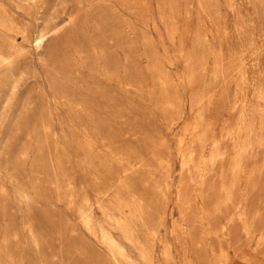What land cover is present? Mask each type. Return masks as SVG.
<instances>
[{
  "label": "rangeland",
  "instance_id": "1",
  "mask_svg": "<svg viewBox=\"0 0 264 264\" xmlns=\"http://www.w3.org/2000/svg\"><path fill=\"white\" fill-rule=\"evenodd\" d=\"M0 16V46L21 47L0 62V264H128L104 235L134 264L169 246L173 264H264V0H0ZM251 47L257 88L231 111Z\"/></svg>",
  "mask_w": 264,
  "mask_h": 264
},
{
  "label": "bare ground",
  "instance_id": "2",
  "mask_svg": "<svg viewBox=\"0 0 264 264\" xmlns=\"http://www.w3.org/2000/svg\"><path fill=\"white\" fill-rule=\"evenodd\" d=\"M37 1V0H36ZM207 1V0H206ZM230 1V0H229ZM257 1V0H256ZM203 2V1H202ZM231 2H233V1H231ZM234 3V2H233ZM5 4V3H4ZM203 4V3H202ZM207 4H208V2H207ZM175 6V5H174ZM231 6V5H230ZM200 7V6H199ZM234 7V6H233ZM233 7H232V9H233ZM235 9V8H234ZM218 10V9H217ZM37 12V11H36ZM206 12V11H205ZM19 13V12H18ZM232 13H233V11H232ZM27 16V15H26ZM210 16V15H209ZM238 16V15H237ZM170 17V16H169ZM262 17V16H261ZM176 19V18H175ZM4 20H5V18L4 17H1L0 16V23L1 24H3V22H4ZM261 20V19H260ZM204 24V23H203ZM255 25V24H254ZM203 28V27H202ZM17 30V32H19L21 35H22V38L24 39V40H29V39H31L30 41L36 46V47H39V46H41L42 44H44V42H45V40H46V38H47V36H48V32H45L44 31V29L43 28H40V29H38V30H36L35 32H32V33H29L28 32V30H26V29H16ZM176 30V29H175ZM54 32V31H53ZM237 32H238V30H237ZM201 33V32H200ZM50 35V34H49ZM223 35V34H222ZM226 35V34H225ZM248 35H250L251 36V34H249V32L247 33V36ZM4 36H7L8 38H10V40L9 41H16L15 40V38L14 37H12V36H9V33H5V35ZM243 36V35H242ZM260 39V38H259ZM243 41V40H242ZM255 41V40H254ZM263 41V40H262ZM196 44V43H195ZM251 44H253V43H251ZM199 47V46H198ZM196 48H197V46H196ZM21 49V47H19V46H16L15 44H12L10 47H8V48H3V47H1L0 46V62H2V61H6V60H9L10 58H11V56H12V54H14V53H16V52H18L19 50ZM240 49H243V48H240ZM215 50V49H214ZM257 50H258V52H260V47H258L257 48ZM210 51H212V50H210ZM221 51V50H220ZM263 52V51H262ZM193 54H194V52H193ZM214 55V54H213ZM239 57H237V56H235V58L233 59V60H235V66H234V72H237L239 75H240V78H241V82H242V86H241V91H239L240 92V95H241V97H239L238 98V95L236 96V101L233 103V106H232V110L231 111H234L233 109L235 108V110H238L240 107H239V105H242V101H244V100H247V98L249 97V95H250V93L252 92V91H254V90H256V88H257V86H255V83L253 82V67H254V63H256L255 62V51H254V48L253 47H251L249 50H245V52L242 54H240L239 53ZM260 55V54H259ZM262 55V54H261ZM195 57V56H194ZM257 57V56H256ZM220 58V57H219ZM238 58V59H237ZM208 62V61H207ZM259 66V65H258ZM217 67V66H216ZM190 68H191V66H190ZM198 70V69H197ZM200 70V69H199ZM230 70V69H229ZM192 71V70H191ZM204 71V70H203ZM215 72V71H214ZM197 74V73H196ZM195 75V74H194ZM219 75V74H218ZM218 75L216 74L215 76H217L218 77ZM256 75V74H255ZM259 75V74H258ZM216 78V77H215ZM260 78V77H259ZM229 79H231V78H229ZM256 79V78H255ZM214 80H217V79H214ZM236 81V80H235ZM234 82V81H233ZM226 83V82H225ZM237 83H238V81H237ZM234 84H236V82L234 83ZM169 85V84H168ZM224 85H226V84H224ZM238 86H239V84H238ZM220 89V88H219ZM217 90V89H216ZM262 92V91H261ZM239 94V93H238ZM239 95V96H240ZM209 98V97H208ZM207 100V99H206ZM245 102V101H244ZM254 103H252V104H255L256 105V103H255V101H253ZM230 105V104H229ZM248 105V104H247ZM258 105H259V103L257 104V107H258ZM244 106H246V105H244ZM238 107V109H236ZM248 107V106H247ZM245 108V107H244ZM260 108H261V106H260ZM258 109H259V107H258ZM244 111H246V110H244ZM249 111V110H248ZM238 112V111H237ZM254 111H252V113H253ZM259 112V111H258ZM247 113H250V112H247ZM252 113H251V116H256V114H255V112L253 113L254 115H252ZM238 114H240V112L238 113ZM244 114V113H243ZM242 116H244V115H240V118L242 117ZM243 119H244V121H245V123L247 122L246 121V118H244V117H242ZM261 118L262 119H264V110H262V112H261ZM250 119V118H249ZM255 119V118H254ZM242 120V119H241ZM239 121H240V119H239ZM240 123H241V121H240ZM261 123H262V121H261ZM252 124H254V122L253 123H251L250 121L249 122H247V125H245L246 126V128H244V130H246V131H248V135L250 136V134L249 133H252V129H254V128H252ZM202 125V124H201ZM244 125V124H243ZM242 125V127H244ZM61 126V125H60ZM241 127V126H240ZM237 130V129H236ZM239 130V129H238ZM239 132V131H238ZM253 132H254V130H253ZM256 133H257V131H256ZM237 135V134H236ZM238 136H239V134H238ZM240 137V136H239ZM251 137V136H250ZM253 137V136H252ZM255 137V136H254ZM261 138H262V140H263V138L264 137H262L261 136ZM260 138V139H261ZM239 139V138H238ZM243 139V138H242ZM239 140H241V139H239ZM253 140V139H252ZM242 142H243V140H241ZM260 141V140H259ZM247 142V141H246ZM263 142V141H262ZM260 143V144H263V143ZM243 144H244V142H243ZM250 144V143H249ZM215 147H216V144L214 145ZM246 146V145H245ZM261 146H263V145H261ZM214 147V148H215ZM239 149H240V147H239ZM244 149V148H243ZM247 149V147L244 149V151ZM241 150V149H240ZM184 151V150H183ZM237 151H238V149H237ZM186 152V151H185ZM184 153V152H183ZM237 153V152H236ZM236 153H235V156L234 157H236ZM241 153V152H240ZM239 152L237 153L238 155L240 154ZM190 154V153H189ZM213 154H215V156H216V152L215 153H213ZM191 155V154H190ZM189 155V156H190ZM211 155V154H210ZM238 155H237V157H238ZM243 155V154H242ZM210 157V156H209ZM212 157H213V155H212ZM222 157H223V155H222ZM233 157V158H234ZM236 157V158H237ZM190 159H192V157H189ZM213 158H215V157H213ZM236 158L234 159V160H236ZM202 160V159H201ZM205 160H207V159H205ZM211 160H212V158H211ZM188 161H190V160H188ZM238 161V160H237ZM237 161H235V162H237ZM240 161V160H239ZM242 162V161H241ZM240 162V163H241ZM210 163V162H209ZM201 165V164H200ZM240 165V164H239ZM212 167V166H211ZM233 167H234V164H233ZM236 167H237V164H236ZM236 167L234 168V169H236ZM234 169L232 170V171H234ZM240 174V173H239ZM199 177H202V176H199ZM237 177V176H236ZM201 179V178H200ZM203 179V178H202ZM233 180V179H232ZM235 181V180H234ZM200 182V181H199ZM122 183V182H121ZM123 184V183H122ZM125 186V185H124ZM232 186V185H231ZM176 191H177V189H176ZM182 194V193H181ZM176 195H177V193H176ZM180 195V194H179ZM179 195H177V197L179 198ZM177 198V199H178ZM181 198H179V200H180ZM175 201V200H174ZM179 202V201H178ZM171 209V208H170ZM217 209V208H216ZM217 211V210H216ZM212 213V212H211ZM211 215V214H210ZM233 216V215H232ZM237 216H238V214H237ZM185 217V216H184ZM78 221V220H77ZM230 221V220H229ZM172 223V222H171ZM117 224V223H116ZM229 224V223H228ZM140 225L138 224V223H133V224H128L127 222H125V221H122V222H120L119 223V229L125 234V236L132 242V243H134V244H136L137 246H138V248H139V250H140V252L142 253V255H143V257L145 258V259H147V260H149V261H151V260H153V258H154V249H153V246L151 245V242H152V240H153V238H152V234L150 233V231L148 230V229H146V231H145V234H146V237L145 238H142L140 235H137L136 234V232L134 231V230H136V228L137 227H139ZM183 226V225H182ZM184 227V226H183ZM208 227V226H207ZM212 230V229H211ZM221 231H223V234H227V231H228V227L227 226H223L222 227V230ZM245 231L250 235V236H254L253 235V232L254 231H252V230H250V228H248V227H245ZM209 232V231H208ZM212 232H214V231H212ZM210 233V232H209ZM170 234V233H169ZM214 234H218L217 232H214ZM226 237V236H225ZM187 237H185V239H186ZM222 238H223V236H222ZM258 239V241L259 242H263L264 241V228L263 229H261V231H260V233H259V235H258V237H257ZM184 239V238H183ZM188 239V238H187ZM103 240H104V242H105V244L108 246V248H109V250L111 251V254H112V257H113V259L114 260H116V261H119V259H122V260H124L126 263H128V264H134V260L129 256V254L127 253V251H126V249L124 248V246L119 242V241H117L114 237H112V236H110V235H104V237H103ZM182 240V239H181ZM190 242H191V240H190ZM190 242H189V244H188V248L187 249H189V246H190ZM182 244V243H181ZM104 247V246H103ZM105 248V247H104ZM252 249H254V248H252ZM106 250V249H105ZM171 249H170V246L169 247H167L166 248V250H165V252H164V257H165V264H173V260H172V254H171V251H170ZM187 254V253H186ZM185 254V255H186ZM186 258V257H185ZM189 260H190V258H189ZM188 260V262H187V264H192V262H190V261H192V260H190L189 261ZM222 260V259H221ZM247 261V260H246ZM227 262V261H226ZM225 262V263H226ZM116 263V262H115ZM222 263V262H221ZM220 263V261H219V264H221ZM195 264V263H194ZM211 264H214V263H211Z\"/></svg>",
  "mask_w": 264,
  "mask_h": 264
}]
</instances>
